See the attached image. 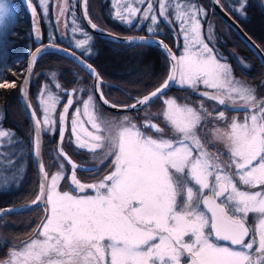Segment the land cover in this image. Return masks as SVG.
Segmentation results:
<instances>
[{
  "label": "snow or ice",
  "instance_id": "snow-or-ice-1",
  "mask_svg": "<svg viewBox=\"0 0 264 264\" xmlns=\"http://www.w3.org/2000/svg\"><path fill=\"white\" fill-rule=\"evenodd\" d=\"M213 2L220 4V0ZM24 3L33 18L36 41L43 40L40 15L47 17L50 3L58 6L57 26L64 17L69 29L67 18L71 17V47L61 48L55 35H50L47 45L29 53L28 76L20 95L33 124L31 155L40 174L32 204L44 205L45 215L36 235L19 249H12L0 264H264V98L236 80L226 58L209 46L213 26L208 25L207 33L202 31L207 11L193 0H111L113 19L129 28L147 21L146 30L152 34L147 38L124 37V42L155 43L169 62L167 77L159 86L134 97L132 103L118 105L105 97L103 78L88 62L94 38L79 23L70 0ZM81 3L90 29L111 40L120 39L93 22L87 0ZM246 4L247 0H239L232 11L244 16ZM14 11L9 0H0V35L7 34ZM161 21L183 38L179 56L163 40L155 39L163 26ZM49 49L70 55L94 83L91 88L69 91L52 72V84L42 86L34 108L27 93L32 69ZM53 86L58 91H53ZM170 86L189 88L216 102L211 105L213 111L203 100L191 106L177 103L174 97L164 99ZM15 87V81L0 77V89ZM156 99L163 100L164 109L155 117L165 127L155 123L148 112ZM226 101L235 110L243 109L242 120L235 115L229 120L225 111L216 110V105L227 108ZM101 105L136 110L145 116L140 123L128 115L110 119L101 112ZM213 122L216 126L209 129ZM57 132L59 142L50 157L56 171L49 173L43 162V135ZM66 133L74 152L91 154L92 166L78 164L68 155ZM216 143L226 151H211L210 146ZM18 144L16 134L0 124V189L18 187L22 179V162L17 163L22 150H10ZM109 157L112 170L95 183L78 178V171H101L98 165ZM65 180L71 191H60V182ZM89 189L95 195H79ZM31 210L0 209V218ZM250 213L254 214L251 223Z\"/></svg>",
  "mask_w": 264,
  "mask_h": 264
},
{
  "label": "trees",
  "instance_id": "trees-1",
  "mask_svg": "<svg viewBox=\"0 0 264 264\" xmlns=\"http://www.w3.org/2000/svg\"><path fill=\"white\" fill-rule=\"evenodd\" d=\"M199 1L203 6L208 2V0ZM9 2L15 7V18L9 29H7V34L1 39V41L4 40V42L1 43L0 53L8 58L17 55L23 60H20V64L17 67H12L13 69L10 68V71L6 69V74L3 79H6L8 82L15 81L16 87L0 89V105H2L3 108V118L0 123L4 128L14 130L22 141L24 139L27 142V146L30 150L28 160H26V164L24 165L22 179L19 181V186L16 187L13 185L10 189H0V208L26 204L34 199L38 191V174L34 168L31 157L30 138L32 126L26 118V114L19 98V85L25 73L27 58L30 50L32 51L37 46V43L31 36L30 18L25 7L20 0H9ZM87 2L88 10L90 9L89 13L93 18L99 19L97 11L103 6V0H87ZM220 2L223 3L225 10H227L232 17L239 22L243 30L259 44L264 52V12L262 11L259 1L247 0L244 9V16H241L239 12L232 11L233 7L238 6L239 0H221ZM104 9L105 14H107V4L104 5ZM214 16L217 31L215 37H213V40L210 43L211 47H214V49L226 58V61L228 62L238 63L241 61L242 55L254 62L259 74L257 77L259 82L261 81L260 85H255L251 79L255 77L251 65L250 75L247 77L244 74L243 75L244 78L248 80L249 84L256 90V95L258 94V96L264 98L263 67L260 61L254 55L252 50L248 48L249 46L226 22L222 20L220 16L216 13H214ZM161 23L163 25L162 21ZM163 26L157 37L165 38V40H168L167 42L172 45V32L168 27L167 34L160 35ZM117 29L118 34L122 35L140 34L146 30L144 26L129 28L123 23H121ZM92 36L94 38V43L92 44L93 55H91L88 62L96 68L97 72H99L100 76L106 82L110 83L105 84V86L103 85V91L107 99L115 102H123L128 98L127 93L137 96L144 95L153 88L159 86L167 77L169 62L167 56L157 46L122 44L112 42L96 35ZM58 43L70 48L66 37L58 39ZM77 53L79 54V51H77ZM52 72L57 74L59 84L73 86V88L84 86L73 84L77 77L86 76L90 79L87 73L71 59L53 52H48V54L42 55L33 67V78L29 90L31 99L35 90L41 87L40 85L45 84L47 81H51L49 80V74ZM248 72L249 70L247 73ZM13 73H15V75H13ZM89 84L91 88V83ZM261 85H263V87ZM167 93L168 92H166V94ZM103 111L105 110L103 109ZM223 111H225V113L227 112V110L224 109ZM231 113L229 120H231L234 115L238 118L243 117L242 112ZM213 124H215V122L210 125ZM67 136L68 134H66L64 143L68 141ZM44 139L47 141L50 140L49 134H44ZM44 146L45 145L43 144V148ZM220 147L223 146L220 145ZM53 152L55 153V150H53ZM43 160L47 171L51 173L45 156ZM50 161L55 164L54 160L50 159ZM64 183L66 184V181ZM14 191H17V193H14ZM36 209L38 208H35V210ZM40 214L42 216V210ZM20 216L22 219L31 216L32 225L33 223H35V225L37 224V222H35L37 217L33 216L32 211L24 212L20 214ZM31 228L33 230L36 227L32 226ZM25 232L26 228H21L20 234L23 235ZM19 246H21V244Z\"/></svg>",
  "mask_w": 264,
  "mask_h": 264
},
{
  "label": "flooded vegetation",
  "instance_id": "flooded-vegetation-1",
  "mask_svg": "<svg viewBox=\"0 0 264 264\" xmlns=\"http://www.w3.org/2000/svg\"><path fill=\"white\" fill-rule=\"evenodd\" d=\"M70 2L72 4V6H73L72 10L75 12V15L78 18L79 23L82 24L81 21H80V18L78 16L77 0H70ZM105 4H107V7H108V9H107L108 13L107 14H105V9H104V5ZM110 4H111V0H103V6L99 8V10L97 11V15L99 16V20H103L108 25L113 26L114 29L117 30V31H115V33L116 32L118 33L117 27L121 24V22L116 20V19H113L111 17L112 4L111 5ZM49 6H50V13H51V20H52L51 24H52V26H50V29H49L48 26L46 27L44 25V23H43V35L44 36H43L42 42H49L48 35H49V32H51L53 30L51 32V34L55 35L56 43L59 44L58 43V39H60L61 37H66L64 35V32H62V27L65 26V18L61 17L60 20H59V25L57 26L58 6L55 3H50ZM203 8L207 11V16L210 17L212 25L216 29L215 16H214V13H216V12L210 7L209 1L205 3ZM89 10H88V14L91 17V19L93 20V17L89 13ZM39 13H40V10H39ZM67 20H68V23H70L71 17H68ZM143 26L145 27V24L139 25L138 27H143ZM167 31H168L167 25H164L163 26V30L160 33V35H163L165 33L167 34ZM170 31L172 32L171 35H172V38H173V44L170 45L169 42H167L168 40L166 41L165 38H162V39L164 41H166L172 49H174L175 51L177 50V54H178V49H177L178 40L176 39L177 37H176L175 33L172 30H170ZM139 35H147L146 30L144 32H141ZM78 38H80V37H78ZM62 46H64V45H62ZM209 46L211 47V45H209ZM65 47H67V46H65ZM67 48H69V47H67ZM76 52H77V50H76ZM245 59H247V60H245ZM246 61H247L248 64H245ZM227 63L230 66L232 64L231 69H232L233 73L240 74V76H242V77H244V75L246 77L248 75H250V72H251L250 71L251 70L250 65L251 64H249V58L242 57L241 61L238 62V63L237 62L236 63L235 62H228V61H227ZM242 69H246L247 71L249 70V72H248L249 74L248 73H242ZM79 78H80L79 81L76 78L75 83H73V84H76L78 86L84 85L82 87L90 88V84L89 83H91V87H92L93 81H92L91 78L89 79L86 76H81ZM85 81L87 82L86 84L84 83ZM108 83L109 82H106L103 79V84L101 85L102 90H103V85L105 86V84H108ZM43 85L44 84H42L40 86L42 87ZM60 85L64 89L69 90V91L71 89H73V86H69V85H65V84L64 85L60 84ZM175 89H177V90H175ZM178 89H180V90H178ZM181 89L183 90L184 88L172 87L170 89V91L166 94L164 99H167L168 97H174L175 99H177L179 101H184L185 100L188 103H190V104L192 103L195 106L201 100H203L204 103H205V107H207L210 112L213 111L211 105H215L216 102L207 101L206 98L200 97L198 95V93H194V92H192L190 90H187V89H186V92H188V93L183 94L181 92ZM127 96H128V98L125 99L123 102H115V101H112V100H110V101L112 103H115V104H118V105H124V104H128L131 101L133 102V98L136 97L137 95H133V94L127 93ZM257 97L259 98L260 96H258V94H257ZM31 103H32L34 108L37 107V96H36V99H31ZM61 103H63V100H62ZM102 108L105 111H103ZM163 109H164L163 100L156 99L155 102L152 103L151 108L148 110L149 114H151L153 116L154 122L158 123L161 127H165V126H164V124H163L161 119H157L155 117V114L161 112ZM218 109L222 110V108H220L219 105H216V110H218ZM59 110H60V107H59ZM37 112L39 113V108H37ZM101 112L103 113V115L107 116L108 118H110L111 116L119 117L120 115H128L129 117L134 119L137 123H140L141 118H143L145 116L144 112H137V111H133V112H129V113H126V112L115 113V112H112L110 110L105 109L102 105H101ZM227 112H231V111H227ZM214 113L215 112H213V114ZM225 114H226L227 117L230 116L227 113H225ZM69 115L71 116V110L69 112ZM85 126L86 127L87 126L90 127L89 125H85ZM208 127H209V129H211L213 127V125L209 124ZM66 134H65V137H66ZM165 134L166 135L169 134L167 128H165ZM49 138H50V140L47 141V140L44 139V135H43V144L45 145L44 146L45 149L43 148V151H44V156H45L46 160H50L51 159L50 157L54 154L53 150H56V146H57V143H58V132L56 134H54V135L53 134H49ZM64 147H65V151L68 152V155L71 156V158L74 161H76L78 164L79 163H84L86 166H92V164L94 163L90 159L91 154L86 153L83 150H80L79 154H77L76 152L73 151L74 145H69L68 141L66 143H64ZM14 149L22 150V155H21L20 159L17 161V163L20 164L22 162V166H23V169H24V165L26 164V160H28V154H29V150H30V148H28V146H27V142L23 139V141H20V144L11 146L10 150H14ZM100 151L101 150L98 149L97 153H99ZM97 159H99V156H97ZM110 161H111V157H109L107 160H105L103 164H99L98 167L101 169V171H99V172L87 173V172H83V171H78L77 172V176L82 182L95 183L97 179L102 178L104 175H106L109 171L112 170V164H111ZM66 167H67V165H66ZM10 174L11 173H10V170H9V175ZM63 184L67 188V189L66 188H64V189L66 191H70V189L68 188L67 181H66V184L64 182H62V185ZM11 187H9L7 189H10ZM14 193H17V191H14ZM87 195H90V194H87ZM6 207H9V206H6ZM35 208H38V209L35 210ZM35 208H34V210H31V211L33 213V216L37 217L36 220L34 219L35 222H37L36 225H35V223H33V225H32L31 216H27L25 219H22V217L20 216V214H22V213H20V214H16V213L5 214L2 218H0V238H1V241H0V260L7 259L8 254H9L10 251H12V249H14V248L15 249H19L20 247H22L23 242L28 241V240L32 239L35 236L37 225L42 220V216L40 214L41 207L37 206ZM28 212H30V211H28ZM32 226H35L36 228H34L32 230V228H31ZM21 228H26V232L23 235L20 234ZM20 244H21V246H19Z\"/></svg>",
  "mask_w": 264,
  "mask_h": 264
},
{
  "label": "water",
  "instance_id": "water-1",
  "mask_svg": "<svg viewBox=\"0 0 264 264\" xmlns=\"http://www.w3.org/2000/svg\"><path fill=\"white\" fill-rule=\"evenodd\" d=\"M209 3H210V7L226 22L228 23V25L236 32V34L251 48V50L254 52V54L256 55V57L260 60L261 64H262V67H263V76H264V60L261 59V57H264V52L263 50L260 48V46L258 44H256L254 42V40L242 29V27L240 26V24L224 9V7H221V3L220 4H215L213 2V0H208ZM260 5H261V8H262V11L264 12V0H258ZM20 2L22 3V5L25 7L26 11L28 12L29 14V18H30V31H31V36L33 38V40L37 43V46L32 50V51H35L37 47L41 46V44H44V45H47L49 42H41V41H36L34 39V36L32 34V30H33V18H32V15H31V12L30 10L26 7L25 3H24V0H20ZM77 11H78V16L80 18V21L82 23V25L93 35H96V36H99L101 38H104V39H107V40H110V41H113V42H116V43H122V44H128L126 42H124V37H129V36H144V37H150V35H120V34H117V33H114L112 31H109L107 29H104L105 30V33H112V34H115L117 36L120 37L119 40H111L108 35L106 34H102L100 32H96L92 29H90L87 25V21L83 18V5L81 3V0H77ZM88 11V10H87ZM37 13L39 14L38 10H37ZM89 15V14H88ZM40 29H41V33L43 35V30H42V23H41V19H40ZM102 28V27H101ZM156 40H163L159 37H155ZM163 42L165 44H167L164 40ZM59 45V44H58ZM149 45H153V46H157L155 43H150ZM168 45V44H167ZM61 48H67L65 46H62V45H59ZM158 47V46H157ZM168 47L173 51V49L168 45ZM160 48V47H159ZM162 51L163 49L160 48ZM48 52H53V53H56V54H59V55H62V56H65V54L63 52H54L52 51L51 49H49ZM164 52V51H163ZM165 53V52H164ZM175 53V52H174ZM79 55V54H77ZM166 55V53H165ZM69 59H71L76 65H78L74 60L73 58L69 55V56H65ZM29 62H30V55H28V58H27V64H26V70H25V73H24V76L21 80V83H20V87H21V84L23 82V80L28 76V66H29ZM80 67V66H79ZM32 74H33V69H32ZM31 79H32V76H31ZM93 81V80H92ZM94 83V82H93ZM30 84H31V80H30ZM30 84L28 86V89H27V93H28V98H29V87H30ZM172 88V86H170L169 89H166L165 91H169L170 89ZM201 91H204V90H201ZM148 93H145L144 95H146ZM19 95H20V89H19ZM20 101H21V104L23 106V109H24V112L26 114V118L27 120L29 121L30 125L32 126V130H33V124L31 122V119L29 117V114H28V110H26L25 106H24V103L22 101V98H21V95H20ZM129 104V103H128ZM126 105V104H124ZM103 106V105H102ZM222 107H225L224 105H221ZM105 109L107 110H110L112 112H115V113H123V112H132V111H136V110H126V109H123V108H108L107 106H103ZM226 108V107H225ZM227 109H230V110H233V111H243V109H240V110H235L233 109L232 106H228ZM30 141H31V138H30ZM58 142H59V133H58ZM32 157V161H33V165H34V168L38 174V184H39V181H40V174L38 172V169H37V166H36V163H35V159L34 157L31 155ZM83 183H87V184H91L92 182H83ZM69 189L71 190V188L69 187ZM38 191H39V186H38ZM37 191V193H38ZM93 192L91 189H89L86 193H79V194H87V193H91ZM36 197V196H35ZM34 197V199H35ZM33 199V200H34ZM32 200V201H33ZM32 201L28 202L27 204L25 205H21V206H10V207H2L0 209H3V210H7V209H25V208H31V209H34L35 207L37 206H41L43 208V212H44V205L42 204H32ZM28 212V211H26ZM24 213V212H22ZM6 214H10V213H6ZM45 215V213H44Z\"/></svg>",
  "mask_w": 264,
  "mask_h": 264
},
{
  "label": "rangeland",
  "instance_id": "rangeland-1",
  "mask_svg": "<svg viewBox=\"0 0 264 264\" xmlns=\"http://www.w3.org/2000/svg\"><path fill=\"white\" fill-rule=\"evenodd\" d=\"M35 2H36V0H34ZM193 2L194 3H196V4H198L199 6H202L201 5V3H200V1L199 0H193ZM220 3H222V2H220ZM50 5V4H49ZM222 6H223V3H222ZM203 7V6H202ZM224 7V6H223ZM38 10H40V13H41V9H40V7H38ZM112 11H113V9H112ZM112 11H111V13H112ZM231 15V14H230ZM232 16V15H231ZM40 17H41V21H42V23H44V25L47 27L48 26V28L50 29V26H52V24H51V13H50V6H48V15H47V17H44L43 15H40ZM111 17H112V15H111ZM93 21L95 22V23H97L100 27H102V28H104V29H107V30H110V31H113V32H115V31H117L116 29H114V27L113 26H110V25H108L107 23H105L103 20H99L98 18H93ZM237 21V20H236ZM163 22V21H162ZM238 22V21H237ZM202 23H203V25H204V27H203V32L204 33H207V31H208V25L210 24V25H212V22H211V19H210V17H208V16H206L204 19H203V21H202ZM239 23V22H238ZM48 24V25H47ZM144 24L146 25L147 24V21H145L144 22ZM11 26V25H10ZM9 26V27H10ZM70 26H71V20H70V23H69V29H66L65 28V26L64 27H62V32H64V35L68 38L67 39V43H69V40H70V38H71V32H70ZM213 26V25H212ZM9 27L7 28V29H9ZM170 30H172L174 33H175V35H176V39L178 40V43H179V45H180V47H179V49H178V54H177V56H179L180 54H181V52H182V50H183V38L182 37H180L178 34H177V32L176 31H174L172 28H170L169 26H167ZM213 29H214V31H213V33H212V35H213V37H215V34H216V29H215V27H213ZM7 31V30H6ZM51 31V30H50ZM53 31V30H52ZM51 31V32H52ZM51 32H49V35H48V39H49V36L50 35H52L51 34ZM146 33H147V35H152L151 33H148L147 32V30H146ZM4 35H0V46H1V43H3L4 42V40H2L1 41V39H2V37H3ZM79 37V36H78ZM205 39H207L206 37H205ZM255 42V41H254ZM215 43V42H214ZM256 44H258L257 42H255ZM259 45V44H258ZM69 46H71L70 45V43H69ZM249 48V47H248ZM261 48V47H260ZM262 49V48H261ZM77 51H79V50H77ZM241 57H245L244 55H242ZM20 60L22 61L23 59L21 58V57H18L17 55H13V56H10L9 58L7 57V56H5L4 54H2V53H0V77H2V78H4V76H5V74H6V69L8 70V71H10V68H12V67H17L19 64H20ZM245 60H247V59H245ZM259 60V59H258ZM245 64H248L247 63V61L245 62ZM249 64H251L252 65V70H253V72H254V75H255V77H253V78H251L252 79V81L255 83V85H260V82H259V79H258V71H257V69H256V67H255V63L254 62H252L250 59H249ZM231 67H232V64H231ZM13 69V68H12ZM251 71V70H250ZM233 73V72H232ZM242 73H247V70L246 69H242ZM249 74V73H248ZM233 75H234V78L236 79V80H238V81H240L242 84H244V85H247V86H250V87H252L250 84H249V82H248V80L246 79V78H244V77H242V76H240V74H234L233 73ZM50 80V79H49ZM45 84H49V85H51L52 84V82L51 81H47ZM44 84V85H45ZM262 87H263V85H261ZM176 87H178V88H184L183 90H181V92L183 93V94H185V93H188V92H186V89L187 90H190V91H192L191 89H189V88H186V87H179V86H176ZM41 88L42 87H39L38 89H36L35 90V93H34V95H33V97H32V99H36V96H37V94L41 91ZM201 88L203 89V86H201ZM252 88H254V87H252ZM52 90L53 91H58L57 89H55V87L53 86L52 87ZM152 90H154V88L152 89ZM152 90H150V91H152ZM149 91V92H150ZM169 92V91H168ZM180 92V93H181ZM148 93V92H147ZM176 101H177V103H179V104H189V105H191V106H195V105H193L192 103L190 104V103H188L187 101H179V100H177L176 99ZM213 102V101H212ZM226 103L228 104V102L226 101ZM238 104L240 103L239 101L237 102ZM229 106H231L230 104H228ZM59 107L60 106H58L57 107V109H59ZM57 109H56V112H57ZM221 109H218L217 111H220ZM223 110V109H222ZM227 114H229L230 116H231V112H226ZM216 113H214L213 115H215ZM226 115V114H225ZM0 116H2V118H3V108H2V105H0ZM105 116V115H104ZM124 115H120L119 117H123ZM230 116H228V119H229V117ZM107 117V116H106ZM112 118H116V117H113V116H111L110 117V119H112ZM238 118V117H237ZM238 119H240V120H242L243 119V117H240V118H238ZM1 120L2 119H0V122H1ZM1 124V123H0ZM214 126H216L215 124H213V127ZM220 126H223V122H221V125ZM88 127V126H87ZM4 128V127H3ZM89 128V130L90 131H92V129H91V127H88ZM4 129H8V130H11V131H13L14 133H15V131L14 130H12V129H9V128H4ZM16 134V133H15ZM16 137L19 139V141H22L21 140V138H19V136L16 134ZM220 145L221 146H223L222 144H220V143H216L215 144V146L214 147H212V146H210V150L211 151H215V148H220L221 149V151H226V149H224V147H220ZM43 158H44V155H43ZM47 163H48V166H49V168H50V171H51V173H54L55 171H56V168H55V164L52 162V161H50V160H47ZM66 181V180H65ZM65 181H61L60 182V191H66L64 188H66L65 186H64V184L62 185V182H65ZM67 189V188H66ZM93 195H95V194H93ZM205 211H206V209H204ZM253 215L254 214H252V213H250L249 214V223H251L252 222V217H253ZM187 239H189L188 237H185V240H187ZM223 243H226V242H223Z\"/></svg>",
  "mask_w": 264,
  "mask_h": 264
}]
</instances>
